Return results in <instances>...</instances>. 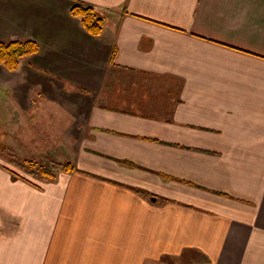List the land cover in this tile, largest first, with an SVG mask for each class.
Listing matches in <instances>:
<instances>
[{
    "label": "crops",
    "instance_id": "1",
    "mask_svg": "<svg viewBox=\"0 0 264 264\" xmlns=\"http://www.w3.org/2000/svg\"><path fill=\"white\" fill-rule=\"evenodd\" d=\"M26 40L0 65V264H264V0H0Z\"/></svg>",
    "mask_w": 264,
    "mask_h": 264
},
{
    "label": "trees",
    "instance_id": "2",
    "mask_svg": "<svg viewBox=\"0 0 264 264\" xmlns=\"http://www.w3.org/2000/svg\"><path fill=\"white\" fill-rule=\"evenodd\" d=\"M72 15L80 19L85 30L92 36H99L103 33L105 21L91 6L78 4L73 7ZM38 51L39 45L31 40L10 43L0 41V65L9 71H15L19 68L23 59L35 55ZM7 155L16 165H22L24 168H29V166L37 167V171H34V168L27 169L28 173L32 176L40 177L43 181L54 180L61 172L71 173L76 170L71 163L53 162L50 166H40L41 168L38 164L31 161L21 164L12 151L7 150ZM15 176L18 177V175Z\"/></svg>",
    "mask_w": 264,
    "mask_h": 264
},
{
    "label": "rangeland",
    "instance_id": "3",
    "mask_svg": "<svg viewBox=\"0 0 264 264\" xmlns=\"http://www.w3.org/2000/svg\"><path fill=\"white\" fill-rule=\"evenodd\" d=\"M1 96H2V95L0 94V98H1ZM1 135H2V132L0 133V141L3 140V138L1 137ZM2 143L6 144V142H1V144H2ZM4 157H5V156H3V159H4ZM6 159H7V158H6ZM7 160H8V164L10 165V167L12 166L11 168H13L14 171L18 172L19 174H21V175H23V176H27V177L29 178V175H28L29 173L27 172V169H29V168H30V169H33L34 167L29 166V168H25L24 171H23V170H22V171H19V169H18L19 167H18L16 164H14V161H13L11 158L8 157ZM19 161H20V160H19ZM25 162H26V161H24V162L22 163V162L20 161L21 164H24ZM35 164H37V163H35ZM62 164H65V163H62ZM45 165H46V164H45ZM38 166L40 167V166H44V165H40V163H39ZM40 168H41V167H40ZM33 170H34V171H37L38 168L36 167V168H34ZM38 178H39V177H33V176H30V180H32V181H34V180L37 181ZM39 179H40V178H39ZM26 181H28V179H27Z\"/></svg>",
    "mask_w": 264,
    "mask_h": 264
}]
</instances>
